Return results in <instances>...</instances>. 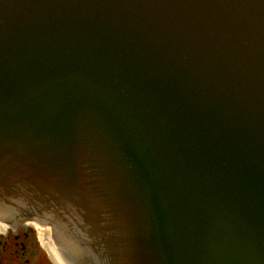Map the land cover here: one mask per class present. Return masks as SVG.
<instances>
[{"label": "water", "instance_id": "1", "mask_svg": "<svg viewBox=\"0 0 264 264\" xmlns=\"http://www.w3.org/2000/svg\"><path fill=\"white\" fill-rule=\"evenodd\" d=\"M2 215L59 264H264V0H0Z\"/></svg>", "mask_w": 264, "mask_h": 264}, {"label": "flooded vegetation", "instance_id": "2", "mask_svg": "<svg viewBox=\"0 0 264 264\" xmlns=\"http://www.w3.org/2000/svg\"><path fill=\"white\" fill-rule=\"evenodd\" d=\"M0 223V264H59L32 221L2 218Z\"/></svg>", "mask_w": 264, "mask_h": 264}, {"label": "bare ground", "instance_id": "3", "mask_svg": "<svg viewBox=\"0 0 264 264\" xmlns=\"http://www.w3.org/2000/svg\"><path fill=\"white\" fill-rule=\"evenodd\" d=\"M1 225H3V224L0 223V226H1ZM37 228H38L39 232H41V226H40L39 224L37 225Z\"/></svg>", "mask_w": 264, "mask_h": 264}, {"label": "rangeland", "instance_id": "4", "mask_svg": "<svg viewBox=\"0 0 264 264\" xmlns=\"http://www.w3.org/2000/svg\"><path fill=\"white\" fill-rule=\"evenodd\" d=\"M36 229H37V226L35 225Z\"/></svg>", "mask_w": 264, "mask_h": 264}]
</instances>
